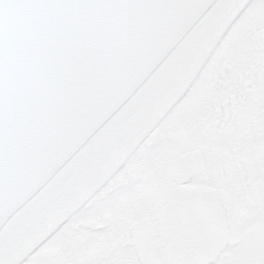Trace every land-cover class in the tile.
<instances>
[{
  "label": "snow or ice",
  "instance_id": "1",
  "mask_svg": "<svg viewBox=\"0 0 264 264\" xmlns=\"http://www.w3.org/2000/svg\"><path fill=\"white\" fill-rule=\"evenodd\" d=\"M0 264H264V0H0Z\"/></svg>",
  "mask_w": 264,
  "mask_h": 264
}]
</instances>
